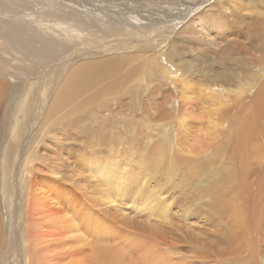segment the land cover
I'll list each match as a JSON object with an SVG mask.
<instances>
[{"label":"rangeland","instance_id":"1","mask_svg":"<svg viewBox=\"0 0 264 264\" xmlns=\"http://www.w3.org/2000/svg\"><path fill=\"white\" fill-rule=\"evenodd\" d=\"M231 1L264 11V0ZM210 4L0 0V22L12 21L18 32L26 26L27 39L35 33L54 41L57 55L28 57L0 35L11 75L0 76V264H21L28 254L27 199L30 211L37 205L44 212L42 230L64 229L33 251L47 257L44 247L55 240L76 241L78 250L59 245L66 258L58 250L56 264H95L109 247L134 264H150L140 256L149 253L166 264H264V42L239 26L227 5L212 11ZM235 12L259 20L257 11ZM124 54L152 57V67L110 98L106 112L51 118L72 71ZM26 93V111L18 115ZM92 122L89 131L102 123L106 138L119 142L101 147L94 137L88 160L69 161L60 148L84 147L67 130L83 137ZM135 140L141 142L134 147ZM62 159L76 172L57 171ZM35 165L40 170L31 176ZM237 196L246 219L235 236L214 203ZM143 222L159 232L141 231ZM234 236L246 239L239 244Z\"/></svg>","mask_w":264,"mask_h":264},{"label":"bare ground","instance_id":"2","mask_svg":"<svg viewBox=\"0 0 264 264\" xmlns=\"http://www.w3.org/2000/svg\"><path fill=\"white\" fill-rule=\"evenodd\" d=\"M202 1L205 2V4L211 3L209 8H212L213 9V10L211 9L212 11L221 10L222 7H225V5H227V7H225L224 10L226 11L229 10L231 12V17L235 18L236 20L235 22L241 27H249L250 32L256 33L255 34L256 39L264 42V11L260 12L259 10H257L256 7L253 5L254 4L253 2H252V5L246 6L244 5V3H241L240 1L236 3L231 0H222L220 3H217V4H215V2L211 0H202ZM259 1L261 2L262 0H259ZM206 7L207 6L205 5L203 8L204 11L206 10ZM9 8H7V11L12 12V10H10L12 7L10 9ZM187 8H189V6ZM239 9H243L248 13H254L253 11H257L259 13V16H258L259 20L253 23H249L248 22L249 18H245V15L241 16L240 14L235 12V11H238ZM12 15L16 16L14 13H12L11 16ZM11 23L13 22L12 21L0 22V35H3V37L7 39L8 47L14 44H20L21 45L20 48H23L25 50L26 53L25 52L24 53L28 57H31V56H36L39 58L42 57L44 61L45 60L51 61L56 58L57 56L56 55V44L54 41H51L47 38L36 35L35 33L32 36H30V38L27 39L26 37L27 27L25 26L23 31L21 30L20 32H18L19 28H14L11 25ZM4 29L6 33H2V30ZM35 43L37 44L35 45ZM249 48L250 47H248V49ZM151 63H152V57L150 59V57L146 55H138V54L125 55L124 54V55H120L119 57H112L109 59L105 58V60H102L100 62H93L85 66H79L75 71L71 72L70 77L67 79V81H65V83L63 84V87L57 92L54 103L51 106V110L49 112L51 118L52 119H57V118L71 119L74 117H78L81 114H86L89 111L96 109V108H100L101 111L106 112L108 105H109L108 100H110V98L115 97L117 95L120 96V91L124 90V88L126 87L128 83L132 82L131 84L134 85L136 83V82L134 83V80L138 78L140 79L143 78L142 75L145 74L147 71H150V68L152 67ZM7 64L8 62H6L5 57L0 54V76L1 77L3 76L5 77L8 74L7 70L9 68H7ZM35 66H37V64ZM172 74H173V71H172ZM29 96L30 94L26 93L25 96L21 97L20 100L23 105L21 106V109L16 108L18 115L26 111V104L28 105L27 100ZM102 99H105V100L100 101ZM20 118H22V116ZM13 119H17V118H13ZM92 124L93 122L90 123L88 127L84 128V129H87V131L84 130L85 132H84L83 137L75 138V135L72 131V128H73L72 126L67 130V138H71V140L75 142H80V144L84 147L83 150H79L80 148L78 146L76 147V145L70 146V149L68 150H64L63 148H60L62 153H65L66 156H68L67 158L69 161H71V159L76 160L78 158L88 160L89 154H87L88 152L87 150L93 145L94 137L98 138L97 141L101 147H104L105 144H107L110 141L115 142V143L119 142L118 140L114 141V140H108L106 138L108 131H103V126L105 125L102 123L97 122L98 130L96 133L94 131H89L88 129H92ZM140 142L141 140L133 141L134 147L137 146ZM6 152L4 154H6ZM152 153L154 154V151ZM58 161L59 162L57 164V167H58L57 171L61 169V171L68 170L70 173L76 172V170L74 171V169L73 170L69 169V167H71L70 165L68 166L64 165V161L67 162V160L62 159ZM2 162L3 161H1V163ZM43 165L45 166V163H43ZM38 170H40V168L35 165L32 171L29 172V174L32 176V173H36L35 171H38ZM135 188H136L135 184H130L127 186V189L130 192H133ZM3 192H4V196H6L7 195L6 189L5 191L2 190V193ZM239 201H240V197L238 196L236 198H230V199H224L223 197H217V200L214 203V207L219 211L218 213L220 214V216H222L223 219L225 218L227 219L226 226L231 232L230 234L234 233L235 236H237L238 233L241 234V228L244 226V223H245L244 218L246 219V216L244 215V211H243V204H239ZM30 203L27 199V207L23 209V212L27 214V218L29 217L28 220L31 223L27 227L25 239L23 240L24 242H22L26 246L28 254L26 253V257L21 256V264H52V262L54 264L61 263L60 260H58L57 251L60 250L61 252L62 251L64 252V248L59 245L61 244L69 245V246L74 247V249L78 250V248L75 246L76 241L69 240L65 242L64 238L55 240L53 244H50L47 247H44L45 252H47L48 254L47 257L43 255L46 253H43L41 255L38 251H36L38 254L35 251H33V248L44 246L46 238L52 239V237H55V238L60 237L64 233V229L57 226V228L56 227L54 228L60 229L61 231H49V229L46 231L42 230L44 227L43 226L40 227V222H44V220L43 219L40 220V218L38 217H40L41 214L44 212L38 213L37 211L41 209V207L37 205H33L31 207V209L33 210L30 211ZM121 218H123V214L121 215ZM149 221L155 222V220H149ZM32 223H34L35 225H31ZM143 225H145L146 228ZM143 225L141 224V231L143 232L151 231L149 233L154 232L155 234L159 232L158 226H154L150 223H145V222H143ZM235 236H234V241L239 244H242L246 239V237L245 238L243 237L242 239H240V236L238 237H235ZM104 250L106 251L101 253L100 259H98L97 260L98 262H95V264H123L121 261L122 256L125 260H130L131 264H134V262L131 259H129L127 256H124L125 254L123 253V251H120V248L119 250H115L109 247V248H104ZM132 252L134 254L135 253L138 254V251L137 250L133 251V248H132ZM142 255L147 261H151L150 264H166L165 259L158 261L154 257L151 256V253H149L148 256L145 254H141L140 256L142 257ZM225 256L228 257V255H225ZM65 258H66V254H64V257H62V259H65ZM232 260L234 259H231V263H232Z\"/></svg>","mask_w":264,"mask_h":264}]
</instances>
